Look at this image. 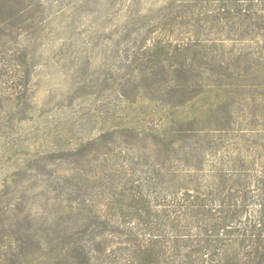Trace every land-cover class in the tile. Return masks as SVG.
I'll return each instance as SVG.
<instances>
[{"label":"rangeland","instance_id":"374dc122","mask_svg":"<svg viewBox=\"0 0 264 264\" xmlns=\"http://www.w3.org/2000/svg\"><path fill=\"white\" fill-rule=\"evenodd\" d=\"M10 4L0 236H32L28 264H264V12Z\"/></svg>","mask_w":264,"mask_h":264},{"label":"trees","instance_id":"16d2710c","mask_svg":"<svg viewBox=\"0 0 264 264\" xmlns=\"http://www.w3.org/2000/svg\"><path fill=\"white\" fill-rule=\"evenodd\" d=\"M244 1H246V4L239 5L238 0H232V5H228L226 9L231 10L233 6L237 10L247 11L246 15H253L259 11L264 12V0ZM164 8V6L160 7V9ZM167 8L172 10L173 5L169 4ZM175 9L177 10V12H181L182 10L181 8L177 7H175ZM18 10L19 9L15 10L14 7H12V4H10V0H0V17L5 15V18L3 20L0 18V22L5 23L6 25L19 22V19L22 20V14L20 13V10ZM6 14L8 16H6ZM175 57L179 58V55ZM188 66L189 62L186 56H181L180 59L172 63V67L175 71H180ZM7 212V209L4 210V213L7 214ZM7 238L8 239L3 236H0V264H28L31 261V258H27V254H29L30 252L28 250H30L35 244L32 236L23 237L18 234L17 229H12L7 234Z\"/></svg>","mask_w":264,"mask_h":264}]
</instances>
